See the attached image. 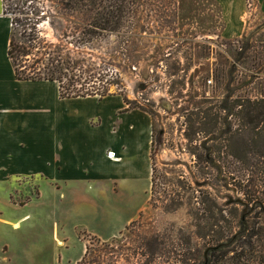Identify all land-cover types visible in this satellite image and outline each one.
Masks as SVG:
<instances>
[{
    "label": "rangeland",
    "instance_id": "obj_1",
    "mask_svg": "<svg viewBox=\"0 0 264 264\" xmlns=\"http://www.w3.org/2000/svg\"><path fill=\"white\" fill-rule=\"evenodd\" d=\"M4 6L20 71L59 61L58 94L98 95L46 115L21 87L12 126L37 138L0 133V264H264V119L246 110L264 96V0Z\"/></svg>",
    "mask_w": 264,
    "mask_h": 264
},
{
    "label": "crops",
    "instance_id": "obj_2",
    "mask_svg": "<svg viewBox=\"0 0 264 264\" xmlns=\"http://www.w3.org/2000/svg\"><path fill=\"white\" fill-rule=\"evenodd\" d=\"M11 33H12V23L10 21V18L8 15L5 14V6H4V0H0V133L2 132L5 136H8L10 138L9 141L2 142L1 145H3L5 148L14 147V148H22V144L26 143L29 144V139L36 136L37 133L25 131L23 128V123L17 127V125L13 128V123H18V115H21L25 111L24 104L27 103L29 98L25 97L23 95V92L21 90L22 86H38L42 89V94H37L35 96V102L36 103H46V115L49 114L47 108L51 107V105H54L56 103H60L61 101H70V100H84V98H72V99H66L61 98L60 94H58V91L56 90V87L54 85L55 82H49V81H39V82H31V81H17L15 79V73H14V66L12 61L8 58V49L9 44L11 40ZM50 91V93L44 94L45 91ZM45 95L47 97L52 96V99H46ZM30 110H32L30 108ZM6 115H10L12 118L9 117V119L6 117ZM7 123L9 126V130H7L5 127H3V124ZM18 133L15 134L14 132ZM150 147H151V141H150ZM115 147H111L113 149ZM113 150L105 149L103 153L106 154L111 152ZM118 156V154H117ZM107 159V158H106ZM105 159V160H106ZM106 161H109L108 159ZM8 166L7 168L11 170L17 169L19 173H23L26 176L29 175L28 171H23L24 168L19 167L15 163L6 161L5 162ZM10 165H13L10 166ZM4 168V167H3ZM32 168V167H28ZM152 171V170H151ZM150 169L148 170V180H149V186L151 187V179H150ZM20 181H23L27 177H22V175H18ZM142 210V208L138 211V213ZM134 219V218H133ZM128 220L127 224L133 220ZM126 226V225H125ZM124 226V227H125ZM119 232V231H118ZM118 232L115 235H112L108 239H102V240H110L113 237H115ZM100 238V237H99ZM85 249V248H84ZM84 249L82 250V254L84 253ZM80 259V258H79ZM78 259V260H79ZM77 260V261H78ZM76 261V262H77Z\"/></svg>",
    "mask_w": 264,
    "mask_h": 264
},
{
    "label": "trees",
    "instance_id": "obj_3",
    "mask_svg": "<svg viewBox=\"0 0 264 264\" xmlns=\"http://www.w3.org/2000/svg\"><path fill=\"white\" fill-rule=\"evenodd\" d=\"M27 56L30 55L29 50L24 47V46H19L14 43V40L11 36L10 44H9V49H8V58L12 61L13 66H14V73H15V79L17 81H31V82H39V81H49V82H57L61 83L62 76L66 77V73L64 71H68L69 68H63L61 67V63L57 61V65L55 61H51L50 59L48 60V63L44 69H30L24 71H20L18 69V65L16 63L17 61V56ZM75 68H72V70ZM73 72V71H72ZM90 83L93 82L94 76L90 75ZM71 81L74 80L72 77L70 79ZM80 83V81L76 80L73 81L70 86H73V88H64L62 86H59V91H60V97L61 98H78V97H86V96H94L98 95V90L95 89L94 87H90V89H85L82 86L80 89L82 90H76L74 88V83ZM65 91V92H64ZM101 97H103V94H99ZM125 104L128 105L127 108L124 109L125 112L129 110V102L125 99L124 100ZM246 110L249 111V113L255 114L259 117H262L264 119V96L262 99L258 101H254L252 103H249L248 106L246 107ZM248 112H246V116L248 117L249 115ZM152 141H151V147H150V156L152 159V153H153V147H154V130H153V123H152ZM153 161V160H152ZM151 170H152V175H151V192H153V188L155 186V181H156V169L154 168V164L152 163L151 165Z\"/></svg>",
    "mask_w": 264,
    "mask_h": 264
},
{
    "label": "built area",
    "instance_id": "obj_4",
    "mask_svg": "<svg viewBox=\"0 0 264 264\" xmlns=\"http://www.w3.org/2000/svg\"><path fill=\"white\" fill-rule=\"evenodd\" d=\"M111 154V153H110ZM109 156H111V155H109Z\"/></svg>",
    "mask_w": 264,
    "mask_h": 264
}]
</instances>
